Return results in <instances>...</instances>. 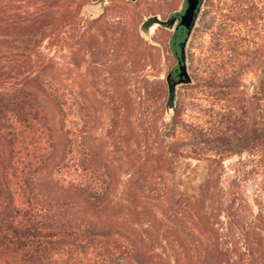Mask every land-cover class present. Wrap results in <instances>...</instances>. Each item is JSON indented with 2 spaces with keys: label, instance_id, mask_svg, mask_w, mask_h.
I'll return each instance as SVG.
<instances>
[{
  "label": "trees",
  "instance_id": "trees-1",
  "mask_svg": "<svg viewBox=\"0 0 264 264\" xmlns=\"http://www.w3.org/2000/svg\"><path fill=\"white\" fill-rule=\"evenodd\" d=\"M85 3L0 0V264H264V189L249 191L264 177V0H219L217 30L183 86L201 96L194 120L179 100L160 123L166 91L155 82L137 93L151 118L128 138L130 106L109 95L111 157L91 142L84 107L76 121L73 95L43 52L46 41H75L95 48L93 68L112 61L119 37L100 44L98 32L82 31ZM128 64L148 63L135 54ZM181 159L209 163L195 200L161 174Z\"/></svg>",
  "mask_w": 264,
  "mask_h": 264
},
{
  "label": "rangeland",
  "instance_id": "rangeland-1",
  "mask_svg": "<svg viewBox=\"0 0 264 264\" xmlns=\"http://www.w3.org/2000/svg\"><path fill=\"white\" fill-rule=\"evenodd\" d=\"M182 1L140 0L139 3H134L132 0H105V12L99 16L101 8L90 6L93 0H86L85 5L87 6L81 15L83 18L82 31L91 27L93 31L98 32L100 44H110L108 43L110 37L115 35L119 37L118 44L115 45V53L111 57L112 61L103 66L96 65L97 69L92 66L95 48L91 45L75 41L61 42L58 46H52L49 41H46L43 45L44 54L55 60L57 74L73 95L76 104V121H81L80 118L84 115L81 108L84 107L85 114L89 115L92 122L89 130L91 142L103 149L110 157L112 147L106 136L111 117L107 106L110 102L109 95H116L123 105L130 106L126 113L123 133L132 139L138 137L137 121L151 118L150 115L144 114L138 105L140 98L137 93L141 88H154L155 82H160L159 86L166 91L163 98V107L166 109L168 100L166 78L178 67V61L170 49V32L159 31V25H156L151 35L158 44H152L141 33V26L147 17L155 15L150 14L151 12H161L166 16L171 10L179 8V11H182ZM218 5L219 0H206L188 44V67L192 77L196 76L195 67H201L202 58L211 44L213 33L217 30ZM150 45L152 47H149ZM135 54L145 56L148 63L146 67L140 70L131 69L128 61ZM255 84V74L252 73L245 80V86L250 93L254 91ZM198 97L201 96L195 91L183 87L179 89V100L186 105L187 119L190 121L199 115L195 108V104L199 102ZM47 104L52 114V122L57 127L58 113L48 101ZM157 120L160 123L163 120L165 123L171 121L167 114L164 119L161 115H157ZM237 160V158L228 160L227 167L231 168ZM173 166L172 171L161 172L166 183L170 187L179 188L185 195L195 200L199 193V186L208 173V161L181 159L175 161ZM49 176L46 175L45 181H50ZM124 180L125 177L122 178L114 193L116 201L122 200L124 196ZM263 189V176L251 182L249 186L250 194L258 193Z\"/></svg>",
  "mask_w": 264,
  "mask_h": 264
},
{
  "label": "water",
  "instance_id": "water-1",
  "mask_svg": "<svg viewBox=\"0 0 264 264\" xmlns=\"http://www.w3.org/2000/svg\"><path fill=\"white\" fill-rule=\"evenodd\" d=\"M188 2L189 8L186 10V13L182 16L181 21V26H183V29H187V35L181 45L182 53L181 57L179 58V68L177 69L179 77H174L173 73L171 72L166 78L168 84V100L166 105V114L169 116L170 119L173 118L176 111L177 103L179 101L180 87H183L185 85H191L194 83V78L189 72L188 67L187 47L192 37V34L197 26L198 19L200 18L206 0H197L198 6L195 10L194 5L196 0H188ZM90 6H97L101 8V13L99 16H101V14L105 12V0H93ZM177 20H179V18L163 20L159 14L151 15L147 17L146 21L142 24L141 33L146 36L152 44H158L152 39V29L156 25H162L167 23H171L174 25L176 24Z\"/></svg>",
  "mask_w": 264,
  "mask_h": 264
},
{
  "label": "flooded vegetation",
  "instance_id": "flooded-vegetation-1",
  "mask_svg": "<svg viewBox=\"0 0 264 264\" xmlns=\"http://www.w3.org/2000/svg\"><path fill=\"white\" fill-rule=\"evenodd\" d=\"M132 1L134 3L140 2V0H132ZM197 6L198 4L196 0L195 5H194V10L197 8ZM181 7H182V11H179V8L175 10H171L166 16H164L161 12H151L150 13V14H160L163 20L179 18V20H177L176 24L174 25L171 23H167V24L159 25L158 27L159 31L161 30V31L170 32V39H169L170 49H171L172 55L178 61V67L172 71L173 76L176 78L179 77V73L177 69L179 68V58L181 57V53H182L181 45L187 35V29H183V26H181V21H182V16L186 13V10L189 8L188 0H183Z\"/></svg>",
  "mask_w": 264,
  "mask_h": 264
}]
</instances>
